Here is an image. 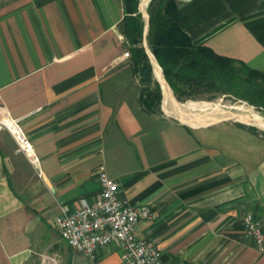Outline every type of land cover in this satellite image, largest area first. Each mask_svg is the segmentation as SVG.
I'll list each match as a JSON object with an SVG mask.
<instances>
[{
    "label": "crops",
    "instance_id": "obj_1",
    "mask_svg": "<svg viewBox=\"0 0 264 264\" xmlns=\"http://www.w3.org/2000/svg\"><path fill=\"white\" fill-rule=\"evenodd\" d=\"M179 1L193 44L264 73V0ZM123 17V0H0V104L41 171L0 131V264H124L120 242L90 259L54 226L60 208L98 197L100 166L150 207L135 235L164 264H264L242 228L247 213L264 228V138L231 121L152 119L123 57Z\"/></svg>",
    "mask_w": 264,
    "mask_h": 264
},
{
    "label": "trees",
    "instance_id": "obj_2",
    "mask_svg": "<svg viewBox=\"0 0 264 264\" xmlns=\"http://www.w3.org/2000/svg\"><path fill=\"white\" fill-rule=\"evenodd\" d=\"M140 0H123L124 17L120 30L130 45L132 68L142 65L144 75L152 77V66L142 46L144 18L138 9ZM179 0H151L146 6L149 26L147 45L177 100L199 99L208 94H233L250 105H264V73L242 61L223 56L203 45H195L180 28ZM136 70V69H135ZM155 84V99H161ZM150 102H154L151 100ZM140 106L145 104L139 99ZM235 124L254 136L264 138V132L254 125Z\"/></svg>",
    "mask_w": 264,
    "mask_h": 264
},
{
    "label": "built area",
    "instance_id": "obj_3",
    "mask_svg": "<svg viewBox=\"0 0 264 264\" xmlns=\"http://www.w3.org/2000/svg\"><path fill=\"white\" fill-rule=\"evenodd\" d=\"M125 51L123 57H128ZM0 131H6L14 140L20 152L41 176L39 161L34 147L7 107L0 104ZM99 183L98 197L84 202L74 211L62 207L55 215L54 226L61 239L72 249L82 252L92 259L98 248L115 241L121 244L124 264H164L157 247L135 235V227L140 219L150 218L151 209L146 204H130L119 194L118 185L100 166L97 170ZM244 232L252 239L258 252L264 253V228L252 213H247L242 221Z\"/></svg>",
    "mask_w": 264,
    "mask_h": 264
},
{
    "label": "rangeland",
    "instance_id": "obj_4",
    "mask_svg": "<svg viewBox=\"0 0 264 264\" xmlns=\"http://www.w3.org/2000/svg\"><path fill=\"white\" fill-rule=\"evenodd\" d=\"M129 52H131V50H127ZM132 54V52H131ZM143 66L139 65L137 67H133L132 71L134 73V76L136 77V81H137V88H136V98L140 99L142 101L143 104H145V111L146 113L152 118V119H159V120H163V121H171L174 123H180V121H178L173 115V113L165 107L164 105V109L162 107V101H163V91L161 88V85L158 82V78L153 70L152 67V77H148L146 75L143 74V72L141 71V68ZM136 69V70H135ZM154 81H157L159 87H160V93H161V99L159 101V103H156V99H155V84ZM208 94H203L202 96H200L199 99H186L183 101L177 100L179 102H181L182 104H187L188 106L185 107L186 109H189L191 107L200 109V108H206L208 106H210L211 104H216L219 105L218 107H228V108H232L235 106H239V105H244L246 107H248L250 110H252L254 113L258 114L263 120H264V105L261 106H254V105H250L247 101L243 100V99H239L237 97H235L233 94H217L215 98L213 99H208L207 98ZM151 100H153L154 102H150ZM167 100H170V98L167 95ZM218 102V103H217ZM169 104L171 105L170 101ZM165 110V111H164ZM235 124V121H231ZM246 124V123H244ZM193 125V124H190ZM247 125H253V124H247ZM256 126V125H254ZM257 127V126H256ZM260 131H263V129H261L260 127H257ZM167 134V136L165 137H169V133H167V131H165V135Z\"/></svg>",
    "mask_w": 264,
    "mask_h": 264
},
{
    "label": "water",
    "instance_id": "obj_5",
    "mask_svg": "<svg viewBox=\"0 0 264 264\" xmlns=\"http://www.w3.org/2000/svg\"><path fill=\"white\" fill-rule=\"evenodd\" d=\"M149 1L151 0H140L138 3V9L142 13L144 18L142 46L144 47V50L148 56L150 64L153 67V70L158 78L157 80L161 85L162 91H163V86H165L166 94L170 98V103L172 104V106H175L176 110L179 111L182 103L176 100V97L174 96L171 87L169 86L168 82L166 81L163 75L162 69L156 62L154 56L150 52L147 45L146 35L149 26V15L146 11V6ZM163 95H164V91H163ZM174 117L183 124H193L197 126H207L224 121H235V122L245 123L246 121L253 120L250 113L228 107H216L214 109H210L207 112H196L194 113V115L192 114V117H190L189 119L183 117L179 113L177 116ZM260 122L264 123V120L262 119ZM246 124L249 123L246 122Z\"/></svg>",
    "mask_w": 264,
    "mask_h": 264
},
{
    "label": "bare ground",
    "instance_id": "obj_6",
    "mask_svg": "<svg viewBox=\"0 0 264 264\" xmlns=\"http://www.w3.org/2000/svg\"><path fill=\"white\" fill-rule=\"evenodd\" d=\"M163 91H164V95H163L162 107L164 109V105H165V107L169 110V112L171 111L173 113L172 116H177L178 113H179L183 117L189 119L190 117H192V114L194 115V113H196V112H207L210 109H214V108L219 106V105H216V104H211L210 106H208L206 108L197 109V108L191 107L189 109H186L185 107H187L188 105L187 104H181L180 110L178 111V110H176L175 106H172V104L171 105L169 104L170 100H167V94H166L165 86H163ZM232 108L238 109L239 111L250 113L252 118H253V120L246 121V122L249 123V124L256 125L257 127H260L261 129L264 130V123L260 122L262 120V118L258 114L254 113L252 110H250L248 107H246L244 105H239V106H235V107H232Z\"/></svg>",
    "mask_w": 264,
    "mask_h": 264
}]
</instances>
